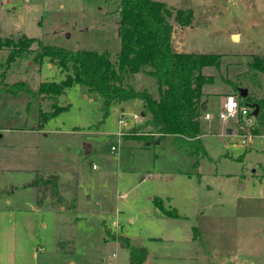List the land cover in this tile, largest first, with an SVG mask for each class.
Returning <instances> with one entry per match:
<instances>
[{
    "label": "rangeland",
    "instance_id": "obj_1",
    "mask_svg": "<svg viewBox=\"0 0 264 264\" xmlns=\"http://www.w3.org/2000/svg\"><path fill=\"white\" fill-rule=\"evenodd\" d=\"M117 1L0 0V38L108 51L114 60ZM157 1L192 10L193 24L173 31L182 52L264 55V0ZM7 53L0 50L1 63ZM32 55L0 78V264H129L119 234L146 248L143 264H264V132H254V119L252 127L241 117L220 122L213 96L212 118L200 117L206 154L178 152L170 135L147 144L135 129L140 100L111 102L103 114L102 99L81 85L43 96L40 82L65 72ZM223 71L208 72L230 92ZM128 76L123 84L157 97L146 70ZM259 81L252 90L262 95ZM15 82L33 93H12ZM53 103L67 108L42 121ZM243 135L252 142L242 144Z\"/></svg>",
    "mask_w": 264,
    "mask_h": 264
},
{
    "label": "trees",
    "instance_id": "obj_2",
    "mask_svg": "<svg viewBox=\"0 0 264 264\" xmlns=\"http://www.w3.org/2000/svg\"><path fill=\"white\" fill-rule=\"evenodd\" d=\"M113 12L118 16L121 40L114 60L108 51L68 50L25 35L16 40L0 38V50L8 51L3 61L6 69L0 72V78L5 77L11 63L29 54H33L32 61L36 63L55 60L65 77L60 82H40L39 94L56 99L66 88L81 85L102 99L103 114H107L111 102L140 100L142 122L135 128L141 130L140 138L148 136L150 142L153 136L170 135L178 152L200 155L206 154L200 137L204 86L215 83L214 74L208 71L224 68L219 80L231 92L225 94L238 96L241 106L250 111L248 117L251 116V106L256 105L258 113L252 119L258 129L253 130L255 133L264 132V91L260 95L252 90L253 85H260V75L264 83V55L179 51L172 41L173 31L177 25L184 30L193 24L189 7L172 9L157 0H118ZM144 70L155 78L157 97L147 89L137 90L129 83L123 84V76L130 77ZM9 89L14 94L19 91L33 93L24 82H15ZM242 89L247 91L244 97L240 96ZM66 108L53 103L52 110H40V118L47 121ZM170 215L175 216V212ZM116 238L129 249V264L145 262L147 252L143 245L131 243L129 238L120 235Z\"/></svg>",
    "mask_w": 264,
    "mask_h": 264
},
{
    "label": "built area",
    "instance_id": "obj_3",
    "mask_svg": "<svg viewBox=\"0 0 264 264\" xmlns=\"http://www.w3.org/2000/svg\"><path fill=\"white\" fill-rule=\"evenodd\" d=\"M229 97H233L235 99V102L237 103V108L235 109V115H230L228 113V110H227V103H228V98ZM249 110L246 108V107H242L241 104H240V99L238 96L234 95V94H228L225 96V99H224V102L222 104V107L221 109L219 110L218 114H217V117H218V120L221 121V122H225V121H228L229 119H232L234 117H241L242 119H244V121L248 124L249 127H252V115L250 117H248V114H249ZM221 114H224L225 117H227V119H222V116ZM205 118L206 119H211L212 116L209 112H206L205 113ZM135 121L138 122V123H141L142 122V118L141 116L139 115H135L134 117ZM121 122H123V119L120 120ZM118 138L120 139L121 138V134H117ZM252 142V136H244L242 137V144L246 145L248 143H251ZM116 147L115 146H112V150H115Z\"/></svg>",
    "mask_w": 264,
    "mask_h": 264
},
{
    "label": "crops",
    "instance_id": "obj_4",
    "mask_svg": "<svg viewBox=\"0 0 264 264\" xmlns=\"http://www.w3.org/2000/svg\"><path fill=\"white\" fill-rule=\"evenodd\" d=\"M189 27V26H188ZM184 31V30H183ZM234 35H236L237 36V39L239 38V35H238V33H235V34H231V37L233 38V36ZM237 39H235V40H237ZM179 45V51H181L182 50V45H183V43H179L178 44ZM218 53H221V52H218ZM221 54H225V53H221ZM205 70H209V69H205ZM226 92L223 90V87H222V85H219L218 84V82H216L215 81V83L214 84H206L205 86H204V96H203V103H205V109H203V113L201 114V116H203V114H204V112L206 113V112H208L207 111V109L209 108V105L211 104V102H214V104H215V101H213V100H211L212 99V97L213 96H220V105H219V109H218V111L221 109V107H222V104H223V102H224V99H225V96H226V94H225ZM205 115V114H204ZM221 122V121H220ZM218 125H220V123H218ZM228 133H230V130H228ZM139 135H142L141 133H139ZM201 137V136H200ZM145 140H146V142H147V144L149 143V137L148 136H144L143 137ZM155 138V136H153L152 138H151V140H153ZM185 217V216H184ZM120 235V234H119ZM119 235H116V236H119ZM116 236L114 237L117 241H119V239H117L116 238ZM121 236V235H120ZM119 243H121L122 245V247L124 246V244L122 243V242H119Z\"/></svg>",
    "mask_w": 264,
    "mask_h": 264
},
{
    "label": "clouds",
    "instance_id": "obj_5",
    "mask_svg": "<svg viewBox=\"0 0 264 264\" xmlns=\"http://www.w3.org/2000/svg\"><path fill=\"white\" fill-rule=\"evenodd\" d=\"M226 107L230 115H235V109L237 108V103L235 102V99L233 97L228 98V103ZM221 116H222V119H227V117H225L224 114H221Z\"/></svg>",
    "mask_w": 264,
    "mask_h": 264
},
{
    "label": "water",
    "instance_id": "obj_6",
    "mask_svg": "<svg viewBox=\"0 0 264 264\" xmlns=\"http://www.w3.org/2000/svg\"><path fill=\"white\" fill-rule=\"evenodd\" d=\"M119 34H120V29H119ZM178 46L179 45L177 44L176 47H178ZM246 93H247L246 89H242L240 91V96L244 97L246 95ZM202 109H205V103H202ZM251 109H252L251 115L253 117H256L257 116V113H258V107L256 105H252L251 106Z\"/></svg>",
    "mask_w": 264,
    "mask_h": 264
}]
</instances>
